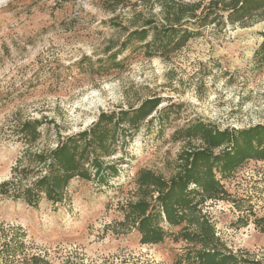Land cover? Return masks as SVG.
<instances>
[{"label": "rangeland", "instance_id": "rangeland-1", "mask_svg": "<svg viewBox=\"0 0 264 264\" xmlns=\"http://www.w3.org/2000/svg\"><path fill=\"white\" fill-rule=\"evenodd\" d=\"M140 10L104 0H0V184L27 165L28 149L55 147L60 135L89 127L103 111L161 98L151 122L108 159L120 170L107 183L73 179L56 205L43 199L30 206L0 192V249L18 237L23 253L50 264H176L183 242L141 244L136 230L120 225L136 172L175 174L188 144L172 135L191 119L220 128L264 124V68L253 61L264 13L245 24L225 18L209 25L169 59L128 50L112 68L107 58ZM29 119L49 123L31 147L17 134ZM225 185L230 197L208 201L204 210L240 264H264V222H255L264 217V162L250 161Z\"/></svg>", "mask_w": 264, "mask_h": 264}, {"label": "trees", "instance_id": "trees-1", "mask_svg": "<svg viewBox=\"0 0 264 264\" xmlns=\"http://www.w3.org/2000/svg\"><path fill=\"white\" fill-rule=\"evenodd\" d=\"M104 1L113 8L141 7L138 19L126 28L119 47L107 58L112 68L121 65L118 55L128 50L169 59L209 25L224 24L225 18L232 24H245L264 13V0ZM155 5L160 7L159 14L152 12ZM253 61L264 68V39ZM160 104L161 98L153 97L138 107L103 111L89 127L60 135L55 147L34 152L28 149L27 165L13 169L12 178L0 184V192L30 206H38L43 199L56 205L66 200L73 179L107 183L120 170L117 162L108 159L133 139ZM44 124L49 123L25 121L17 131L19 140L25 146L35 145L43 135ZM172 136L188 144L179 155L177 172L166 178L151 169L138 170L134 198L120 206L124 214L120 225L136 230L141 244L183 242L186 249L178 255L176 264H240L242 257L226 248L204 206L211 200L228 199L225 180L247 163L264 162V124L220 128L202 119H191ZM255 220L257 226H262L264 217ZM23 251L24 242L13 238L0 249V264H50L45 257Z\"/></svg>", "mask_w": 264, "mask_h": 264}]
</instances>
